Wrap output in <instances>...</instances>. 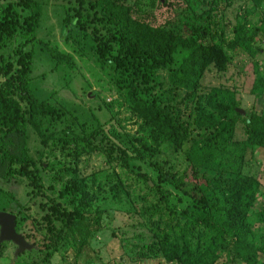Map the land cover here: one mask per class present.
<instances>
[{
	"label": "trees",
	"instance_id": "16d2710c",
	"mask_svg": "<svg viewBox=\"0 0 264 264\" xmlns=\"http://www.w3.org/2000/svg\"><path fill=\"white\" fill-rule=\"evenodd\" d=\"M232 1L212 0L211 4L212 8H218ZM134 9L137 10L132 11L129 3L120 0H78L77 7L68 8L67 19H71L72 26L81 34L85 26L91 29L97 59L111 61L123 76L130 109L142 121L140 136L124 135L115 125L105 130L102 124L92 131L83 124L81 131L76 132L71 122L64 130H58L67 111L52 106L49 100H40L31 89L34 44L43 15L41 5L35 0H19L17 4L0 0V181L24 179L35 192L32 199L43 194L40 171L34 168L29 155L28 126L41 138L58 137L65 143L76 142L78 147L82 143L91 147L101 137V145L103 140L110 143L103 148L109 161L117 154L125 168L134 160H144L145 155L152 156L165 142L171 143L176 151L187 144L189 164L182 175L162 174L158 169L153 171V177L138 172L137 179L128 185L110 176L98 191L110 184L111 191H115L112 198L119 202L120 196H129L130 191H124L127 188L143 184L148 190H156L159 202L149 205L152 218H158L155 223L162 225L159 220L162 211L174 212L177 218L175 227L162 233L158 243L171 264H264V209H256L262 183L257 176L244 173L248 155L264 148V106L261 112L253 111L249 118H242L236 93L214 88L198 100L194 126L204 132L193 137L189 127L162 107L157 96H152V83L159 70L167 73L169 83L176 89L195 93L212 66L220 72L226 71L231 58L225 48L256 58L261 52L256 41L264 37V11L263 20L255 26L251 14L239 13L234 38L226 43L211 28L187 36L156 27L138 16L139 11L142 14L140 7ZM15 42L19 45L10 47ZM28 44L33 47L28 49ZM44 45L54 63L53 70L62 65L74 66L71 56ZM255 79L253 93L260 98L264 96V74H258ZM12 81H16L17 99ZM19 101L27 104L26 112ZM238 123L245 125V139L236 143ZM60 173L54 181V186L60 188L57 201L51 200L48 232L58 242L72 240L81 250L102 230L103 211L95 208L90 193L96 178H92L89 186L70 167ZM174 190L182 191L181 198L176 197ZM8 196L15 200L10 211L21 215L24 206L13 193ZM147 199L142 197L144 203ZM55 219L65 228H58ZM19 226L17 220L16 229ZM6 243L0 244V250ZM139 255L145 258L155 255V249L146 245Z\"/></svg>",
	"mask_w": 264,
	"mask_h": 264
},
{
	"label": "rangeland",
	"instance_id": "374dc122",
	"mask_svg": "<svg viewBox=\"0 0 264 264\" xmlns=\"http://www.w3.org/2000/svg\"><path fill=\"white\" fill-rule=\"evenodd\" d=\"M8 1L17 4L19 0ZM35 1L41 5L43 15L34 44L31 89L40 100H49L52 106L67 111L63 122L58 124V130H64L71 122H74L76 132L81 131L80 125L83 124L87 125L88 131L102 124L105 130L115 125L121 128L124 135L140 136L142 121L130 109L128 87L123 76L111 61L101 62L97 59L91 41V29L85 26L81 34L72 26L71 19H67L68 8L77 7L78 0ZM124 1L132 6V11L140 7L142 14L139 11L138 16L145 17L156 27L169 28L187 36L211 28L226 43L234 38L239 13L251 14V23L255 26L263 20L264 11V0H233L230 5L222 4L218 8H212V0H120L122 3ZM17 9L21 11L20 7ZM44 44L71 56L74 66L62 65L53 70L54 63L45 51ZM18 45L19 42H15L10 47ZM255 45L261 52L254 59L245 53L225 48L231 58L226 71L220 72L212 66L205 74L201 88L195 93L176 89L169 83L167 73L159 70L156 72V81L152 83V96H157L162 107L170 110L174 117L188 126L193 137L204 132L194 126L198 100L206 97L214 88L234 91L238 109L244 111L242 118H249L253 111L261 112L264 106V96L258 98L253 93L255 78L258 74H264V37L258 38ZM31 47L32 44H28V49ZM12 88L14 98L17 99L16 81H12ZM19 104L24 112L28 110L24 101H19ZM28 134L29 155L34 168L40 171L44 192L32 199V193L35 192L24 179L0 181V212L12 213L10 209L15 200L8 193H13L24 206L22 214L17 215L20 223L17 231L32 245V249L18 254V247L7 242L0 250V264H171L164 258L158 243L162 233L166 234L168 228L175 227L177 218L174 212L162 211L159 214L162 225L155 223L158 218H152L149 205L159 202L157 191L148 190L140 184L132 189H124L130 191L129 196H120L119 202H115L112 198L115 191H111L110 184L101 192L98 187L110 176L118 178L123 185L132 184L138 172L153 177L155 169L162 174L180 176L189 164L186 159L187 144L182 150L176 151L171 143L165 142L152 156L145 155L144 160H134L130 162V167L125 168L117 154L112 162L109 161L103 148L110 143L103 140L101 145V137L91 147L85 143L78 147L76 142L65 143L58 137L41 138L31 126H28ZM244 139L245 125L238 123L234 141L237 143ZM246 161L248 165L244 173L257 176L262 183L261 196L256 205L257 210H262L264 148L249 154ZM67 167L75 170L89 186L92 185V178H96L90 193L94 197L95 208L103 211L102 230L96 232L90 244L81 250L76 248L72 240L58 242L48 232L51 200L57 201L60 188L54 186L55 177H60V171ZM149 184L154 186L152 181ZM184 190L188 191L189 188ZM174 193L181 198L182 191L174 190ZM143 196L148 198L147 203L143 202ZM54 221L58 228H65L59 220ZM146 245L153 246L155 255L146 258L139 255L140 249Z\"/></svg>",
	"mask_w": 264,
	"mask_h": 264
},
{
	"label": "water",
	"instance_id": "95a60500",
	"mask_svg": "<svg viewBox=\"0 0 264 264\" xmlns=\"http://www.w3.org/2000/svg\"><path fill=\"white\" fill-rule=\"evenodd\" d=\"M240 114L244 111L239 110ZM17 216L9 212H0V244L4 242L14 243L18 249L17 253L22 254L32 249V245L17 232Z\"/></svg>",
	"mask_w": 264,
	"mask_h": 264
}]
</instances>
